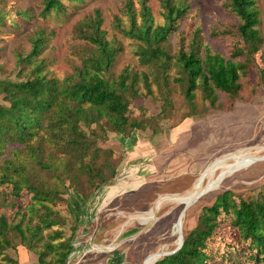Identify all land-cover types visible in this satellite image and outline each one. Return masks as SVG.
Masks as SVG:
<instances>
[{
  "label": "trees",
  "instance_id": "1",
  "mask_svg": "<svg viewBox=\"0 0 264 264\" xmlns=\"http://www.w3.org/2000/svg\"><path fill=\"white\" fill-rule=\"evenodd\" d=\"M86 1L39 0L34 15L16 0H0V33L23 30L36 17H62L70 3ZM220 6L231 22L213 24L210 34L228 45L225 53L206 40L199 8L187 0H160L158 21L148 0H122L110 35L94 8L73 26L75 62L62 77L53 68L58 60L44 54L52 30L36 27L28 50H13L24 76L0 79V264H17L7 251L19 246L35 252L39 264L69 263L75 250L58 205L70 192L87 199L117 178L121 157L99 148L98 140L149 127L150 114L129 108L142 90L152 95L155 86L169 112L173 82L183 87L185 116H194L208 106L231 111L264 87V66L254 59L264 43L257 0H221ZM123 40L143 69H116ZM197 94L208 106L196 109ZM209 195L193 227L183 231L180 249L154 264H264V194L244 197L224 186Z\"/></svg>",
  "mask_w": 264,
  "mask_h": 264
},
{
  "label": "rangeland",
  "instance_id": "2",
  "mask_svg": "<svg viewBox=\"0 0 264 264\" xmlns=\"http://www.w3.org/2000/svg\"><path fill=\"white\" fill-rule=\"evenodd\" d=\"M16 1L20 6H29L34 15L40 10L39 0ZM187 1H191L194 8H199L198 21L206 40L225 53L228 45L218 44L217 38H211L210 34L213 24L222 28L220 22H231L220 6L221 0ZM257 3L261 17L258 27L264 38V0H257ZM148 4L155 19L161 20L160 0H148ZM96 7L103 13L104 28L109 35L112 34L113 14H119L122 0L70 3L62 17H36L25 24L23 30L0 33V79L23 78V74H17L13 50H28V33L36 27L54 32L48 37L44 54L58 60L53 66L56 74L62 77L71 71V63L75 62L71 47L79 42L72 36L73 26ZM138 7L136 3L135 8ZM123 42L125 49L118 56L116 69L126 64L143 69L130 41ZM254 59L259 66H264V43L262 54H256ZM171 73L174 74L175 70ZM170 86L174 89L172 111L163 112V100L155 86L152 95H145V90H142L129 108L137 114H150L149 127L135 129L127 138L107 132L103 141L98 140L99 148L110 149L121 157L117 178L96 186L87 199L80 193L70 192L58 205L65 217L64 235L72 241L75 250L67 264H141L162 251L173 249L179 241V227H174L180 215L175 217L176 208L191 200L180 204L185 197L180 203L175 197L192 195L207 186L208 174L217 168L223 167V170L217 169L218 173L212 177V186L227 175L213 192L225 186L236 189L244 197L264 194V160L259 159L264 157V148H261L264 146V87L250 101L236 103L231 111L214 110L204 104L208 106L207 110L185 116L188 108L183 87L173 82ZM201 102L197 94L196 109L204 107ZM0 103H3L1 93ZM241 155L245 156L228 165ZM201 173L204 175L199 178ZM201 180L204 182L195 187V183ZM137 189V195L128 194L130 190ZM211 193L188 208L183 219V231L193 227L196 216L206 201L213 197L209 195ZM29 254L36 257L33 251Z\"/></svg>",
  "mask_w": 264,
  "mask_h": 264
},
{
  "label": "water",
  "instance_id": "3",
  "mask_svg": "<svg viewBox=\"0 0 264 264\" xmlns=\"http://www.w3.org/2000/svg\"><path fill=\"white\" fill-rule=\"evenodd\" d=\"M258 158H259V157H258ZM259 159H260V160H264V157H263V158H259ZM260 160H259V161H260ZM201 174H202V173H201ZM226 175H227V174H225V175L222 177V179H221L219 182L215 183L212 187H209V188L206 187L205 189L199 191V192L197 193V195H195L191 200H189L188 202H186V204H185L184 206H181V207L178 209V211H177L176 214H175V217L178 216V215L180 214V217H179V219H180L181 216H184V215H185L187 209L192 205V203H193L194 201H196V200H198L199 198L204 197V196L207 195L208 193L213 192L214 190H216V189L219 187L220 183L223 181V179L226 177ZM157 205H158V202L156 203V207H157ZM183 242H184V236L182 235L181 242H180V244H179L178 246H176V247H174L173 249L168 250V251H162V252L159 253V255L157 256V258H154V259L151 260L150 262H144V263H141V264H154V263H155L156 261H158V260H161V259H163V258H165V257H167V256H170V255H173L176 251H178V250L180 249V247L182 246ZM156 251H157V250H156Z\"/></svg>",
  "mask_w": 264,
  "mask_h": 264
},
{
  "label": "bare ground",
  "instance_id": "4",
  "mask_svg": "<svg viewBox=\"0 0 264 264\" xmlns=\"http://www.w3.org/2000/svg\"><path fill=\"white\" fill-rule=\"evenodd\" d=\"M261 148H264V146H262ZM243 156H245V155H241V156H236V158L233 160V161H231L228 165H230V164H232V163H235V161H237L239 158H241V157H243ZM257 161V160H256ZM228 165H227V167H228ZM214 168V167H213ZM217 169H221L220 171H222L223 170V167H221V168H217ZM217 169H215V170H213L212 172H210L209 174H208V176H209V179H208V185L207 186H205V187H203L201 190H203V189H205L206 187L207 188H209V187H212V183H211V181H212V177L213 176H215L218 172H216L217 171ZM219 171V172H220ZM203 173L201 174V176L199 177V178H202L203 177ZM224 176V175H223ZM208 178V177H207ZM204 182V180H201V181H197L196 183H195V187H197L201 182ZM202 186V185H201ZM201 190H199V191H201ZM199 191H197V192H195L194 194H192V195H185V196H180V197H175V200L177 201V203H180L181 202V200L184 198V200H183V202H181L180 204H182V203H184V202H186L187 200H189V199H192L195 195H197V193L199 192ZM186 193V192H185ZM184 193V194H185ZM183 195V194H182ZM176 196V195H175ZM197 201V200H196ZM196 201H194V202H196ZM193 202V203H194ZM192 203V204H193ZM162 208V207H161ZM188 210V209H187ZM145 212V211H144ZM179 217H180V215H179ZM179 217H178V220H177V222L174 224V227H175V225H178V231H179V241H178V243H177V246L180 244V242H181V239H182V235H183V219H184V217H185V215L184 216H181V218L179 219ZM87 250V249H86ZM159 255V254H158ZM157 255V256H158ZM157 256H155L154 258H157ZM153 258V259H154ZM153 259H151V260H153ZM151 260H149L148 262H150Z\"/></svg>",
  "mask_w": 264,
  "mask_h": 264
},
{
  "label": "crops",
  "instance_id": "5",
  "mask_svg": "<svg viewBox=\"0 0 264 264\" xmlns=\"http://www.w3.org/2000/svg\"><path fill=\"white\" fill-rule=\"evenodd\" d=\"M30 252L23 246H19L16 249L8 250L7 254L17 261V264H39L37 261V255L35 258L30 256Z\"/></svg>",
  "mask_w": 264,
  "mask_h": 264
}]
</instances>
